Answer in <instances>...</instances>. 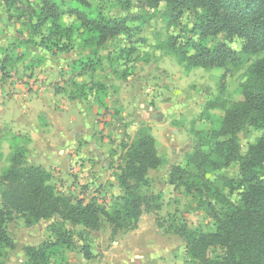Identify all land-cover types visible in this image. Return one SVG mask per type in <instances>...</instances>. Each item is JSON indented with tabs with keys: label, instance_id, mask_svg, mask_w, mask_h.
Masks as SVG:
<instances>
[{
	"label": "rangeland",
	"instance_id": "1",
	"mask_svg": "<svg viewBox=\"0 0 264 264\" xmlns=\"http://www.w3.org/2000/svg\"><path fill=\"white\" fill-rule=\"evenodd\" d=\"M86 1L125 28L101 46L75 36L67 49L52 52L40 43L50 24L41 18L47 7L70 0H0V177L10 165V139L19 135L26 163L47 170L56 193L113 212L122 204L119 165L143 130L153 137L161 160L140 187L154 208L143 209L134 230H114L104 217L96 230L58 218L27 226L16 215L7 221L12 245L0 246V264H36L26 248L51 238L55 223L70 230L71 246L48 252V264H199L176 230H215L214 215L226 203L240 204L241 189L229 185L239 177L236 161L200 169L196 154H209L215 142L229 138L215 139L211 132L239 99L248 68L262 53H242L241 38L218 34L206 46L225 42L240 53L239 61L190 67L182 52L193 13L174 21L164 13L163 1ZM63 20L76 22L67 15ZM95 83L106 86L107 107L96 102L101 92ZM261 137L264 124L246 123L236 134L239 153ZM171 173L176 185L169 182ZM261 174L264 178V169ZM85 245L93 258H84ZM209 253L220 250L211 247Z\"/></svg>",
	"mask_w": 264,
	"mask_h": 264
},
{
	"label": "trees",
	"instance_id": "2",
	"mask_svg": "<svg viewBox=\"0 0 264 264\" xmlns=\"http://www.w3.org/2000/svg\"><path fill=\"white\" fill-rule=\"evenodd\" d=\"M146 1L151 5L163 1L164 13L174 21L183 12L193 13L195 20L190 29L191 38L182 52V59L190 67H225L239 61L240 53L225 42L206 46L207 39L218 34H223L225 39L241 38L244 42L242 53H262L249 66L239 89V99L225 110L219 127L211 132L215 139L229 138L215 142L209 154L201 151L196 154L200 158V169L214 170L233 161L238 163L239 177L236 181H229V185L235 182L234 188L241 189L238 192L240 204L226 203L220 213L214 215L216 227L213 231L203 233L184 228L176 230V233L185 240L186 253L199 264H264V178L261 174V169H264V137L250 144L244 155L239 153L236 141V134L246 123L264 124V0ZM64 15L74 17L76 22L65 23ZM46 19L50 24L40 43L52 52L67 49L75 36L86 45L101 46L125 28L122 22L102 14L86 0H70L69 3L47 7L41 23ZM189 48L194 50L193 54H188ZM94 86L101 92L96 102L107 107L106 86L101 83ZM139 133L141 135L126 150L124 163L119 165L122 204L113 212L95 202L74 201L71 196L56 193L49 183L50 173L39 165L26 163L25 150L19 145L21 136L13 135L10 139L13 148L10 165L0 177V246L12 245L7 221L16 215L23 217L27 226L41 219L58 218L71 226L81 224L96 230L104 217L114 230L136 229L143 209L154 208L141 195V184L146 183L148 171L161 164L153 137L143 130ZM177 181L171 173L169 182L176 185ZM214 197L219 196L214 194ZM51 231L53 236L38 247L26 248L29 258L36 264H48V252L56 253L64 246H71L70 230L55 223ZM211 247L218 248L220 253L211 256ZM81 251L85 259L93 258L88 245Z\"/></svg>",
	"mask_w": 264,
	"mask_h": 264
},
{
	"label": "crops",
	"instance_id": "3",
	"mask_svg": "<svg viewBox=\"0 0 264 264\" xmlns=\"http://www.w3.org/2000/svg\"><path fill=\"white\" fill-rule=\"evenodd\" d=\"M39 102H40V103H39ZM39 102H38V103H39L38 105L43 104V102H41V101H39ZM38 105H37V106H38ZM29 114H33V113H32V112H29V110H27V115L29 116ZM49 116H50V115H49ZM29 117L32 118L31 115H30ZM49 118H50V117H49ZM50 122H51V121H50Z\"/></svg>",
	"mask_w": 264,
	"mask_h": 264
}]
</instances>
